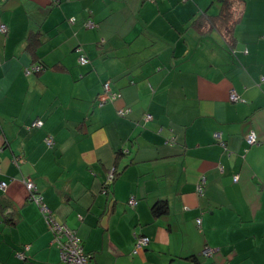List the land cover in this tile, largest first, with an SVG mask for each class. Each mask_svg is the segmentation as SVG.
Returning <instances> with one entry per match:
<instances>
[{
    "label": "crops",
    "instance_id": "1",
    "mask_svg": "<svg viewBox=\"0 0 264 264\" xmlns=\"http://www.w3.org/2000/svg\"><path fill=\"white\" fill-rule=\"evenodd\" d=\"M230 2L227 38L220 0H0V264H65L55 223L86 264H264V0Z\"/></svg>",
    "mask_w": 264,
    "mask_h": 264
},
{
    "label": "built area",
    "instance_id": "2",
    "mask_svg": "<svg viewBox=\"0 0 264 264\" xmlns=\"http://www.w3.org/2000/svg\"><path fill=\"white\" fill-rule=\"evenodd\" d=\"M152 1V0H151ZM72 20V19H71ZM88 26H92L93 23L91 21L87 22ZM6 31V25L3 22H0V32H5ZM79 62L84 64L85 62H87L86 57L81 54L79 56ZM37 70L39 69L38 66H33L32 68H28L26 69V72H30L32 70ZM104 88H105V92L100 96V101L104 102L107 100H111L115 98V92L111 93L108 91L109 90V84L106 82L104 84ZM229 99L230 100H237L238 99V95L234 92V91H230L229 93ZM126 110L125 109H118V113L123 114L125 113ZM151 118V115L149 113L144 115V119L148 120ZM42 125V120L39 118H36L34 120L31 121L30 125L28 128H33V127H40ZM213 136L216 138V141L219 143V145L224 146V140L222 138L221 132L219 131H214L213 132ZM246 142L248 145H252L254 143L257 142L256 139V135L254 132H249L246 136ZM47 143H50V140H47ZM109 176H112V174H109ZM237 179V175H233V180ZM23 183L25 186V189L27 191V198L30 200L35 201V203H37V205H40V210L41 212L47 217L46 213H49V209L48 207L42 202V198L41 195L37 192V190H34V184L32 182L31 179H23ZM202 183H203V178L201 179V181L198 183L197 186V190L201 191L202 190ZM6 185V182L4 180L0 181V188H4ZM128 202L130 204H134L136 202L135 197H130ZM50 219H52L51 216H49ZM53 220V219H52ZM200 222V218L196 219V223L198 224ZM56 226L52 227L51 229L57 232H64L66 235V239L64 240V242H61L59 247L61 250V254L64 258V262L65 264H86L87 263V255L88 254H84L81 251V248L79 246V243L77 241V238L75 237V235L70 232L66 227H62L61 225H58L57 223H55ZM64 230V231H63ZM134 252L138 251L139 249H141L149 240V238L145 235H141V234H134ZM27 246V245H26ZM25 246V248H26ZM213 252V248L210 246H204L201 249V254L203 255H210ZM18 256H22V252H17ZM221 264H228V262H222Z\"/></svg>",
    "mask_w": 264,
    "mask_h": 264
},
{
    "label": "trees",
    "instance_id": "3",
    "mask_svg": "<svg viewBox=\"0 0 264 264\" xmlns=\"http://www.w3.org/2000/svg\"><path fill=\"white\" fill-rule=\"evenodd\" d=\"M2 1H4V0H2ZM231 9H232V4H231V2H230V0H220V11H219V14L218 15H212V18L209 20V28H211V27H219V29L221 30V32H222V34L225 36V37H227V38H230V31H229V28H228V25L230 24V22L233 20V18H232V20H229V17H230V14H231ZM217 16H219V18H217L216 20L214 19L215 17H217ZM5 25H6V23H5ZM5 32H7V25H6V31ZM5 32H1V33H5ZM81 54H83L85 57H86V59H87V62L89 61V58H88V56L86 55V54H84V53H81ZM80 54V55H81ZM87 62H85V63H87ZM109 83V81L108 80H105V81H103L102 82V88H101V91H99L98 93H97V95H96V97H97V99H98V101H100V96L105 92V88H104V84L105 83ZM107 101H111V100H107ZM122 108V107H121ZM122 109H124V108H122ZM126 110V112L128 111V108H126L125 109ZM126 112L125 113H123V114H120V115H125L126 114ZM147 114V113H146ZM150 114V113H149ZM151 115V114H150ZM151 118H152V116H151ZM150 118V119H151ZM150 119H148V120H150ZM31 123V122H30ZM30 123L29 124H27L26 125V128L27 129H30V128H28L29 127V125H30ZM223 138V137H222ZM2 146L3 145H0V150H1V148H2ZM247 146H249L248 144H247ZM221 147H224V146H221ZM124 151V150H123ZM121 152V150H119V152L118 153H120ZM2 170H1V164H0V172H1ZM1 180H3V179H0V181ZM6 182V181H5ZM38 192V191H37ZM39 193V192H38ZM40 194V193H39ZM30 200V199H29ZM43 202V201H42ZM44 203V202H43ZM37 204V203H36ZM45 204V203H44ZM38 207H39V209H40V205H38ZM165 209H166V203L163 201V200H161V201H159V202H156L153 206H152V210H153V213L154 214H157V213H161V212H164L165 211ZM41 211V210H40ZM57 244V243H56ZM57 246H58V244H57ZM25 258H26V256H25ZM88 258H89V254L87 255V260H88ZM23 260V259H22Z\"/></svg>",
    "mask_w": 264,
    "mask_h": 264
},
{
    "label": "rangeland",
    "instance_id": "4",
    "mask_svg": "<svg viewBox=\"0 0 264 264\" xmlns=\"http://www.w3.org/2000/svg\"><path fill=\"white\" fill-rule=\"evenodd\" d=\"M25 246H26V244H23V245L20 246L19 249H17V250L14 251V255H15V256L17 257V259L20 260V261H23V260H27V259H28V258L25 259V256L27 255V254H25V251H26L27 248H28L27 246H26V248H25ZM18 251H19V252H22V256H18V255H17V252H18ZM22 259H23V260H22Z\"/></svg>",
    "mask_w": 264,
    "mask_h": 264
},
{
    "label": "clouds",
    "instance_id": "5",
    "mask_svg": "<svg viewBox=\"0 0 264 264\" xmlns=\"http://www.w3.org/2000/svg\"><path fill=\"white\" fill-rule=\"evenodd\" d=\"M152 1H153V0H152ZM108 84H109V83H108ZM109 90H110V85H109ZM110 92H111V93H114V92H112L111 90H110ZM235 93H236V92H235ZM115 94H116V93H115ZM236 94H237V93H236ZM116 96H117V94L115 95V97H116ZM112 100H113V99H111V101H112ZM232 101H233V100H232ZM105 102H106V101H105ZM112 170H114V169H112ZM197 191H198V190H197ZM201 191H202V190H201ZM201 191H198V192H201ZM40 195H41V194H40ZM130 197H135V196L131 195ZM130 197H129V198H130ZM128 200H129V199H128ZM135 200H136V198H135ZM128 203H129V202H128ZM135 203H136V202H135ZM135 203H134V204H135ZM129 204H130V203H129ZM130 205H133V204H130ZM195 221H196V220H195ZM135 233H136V232H135ZM135 233H134V234H135ZM136 234H141V235H145V236H147L146 234H143V233H136ZM147 237L149 238V236H147ZM133 239H134V241H135L134 235H133ZM148 242H149V240H148ZM148 242H147V243H148ZM147 243H146V244H147ZM146 244H145V245H146ZM145 245H144V246H145ZM144 246H143V247H144ZM143 247H142L141 249H139L138 251H141V250L143 249ZM133 249H134V242H133L132 252H134ZM135 252H137V251H135ZM200 253H201V251H200ZM225 262H226V261H225ZM221 263H222V262H221ZM221 263H220V264H221ZM228 264H230V263L228 262Z\"/></svg>",
    "mask_w": 264,
    "mask_h": 264
},
{
    "label": "water",
    "instance_id": "6",
    "mask_svg": "<svg viewBox=\"0 0 264 264\" xmlns=\"http://www.w3.org/2000/svg\"><path fill=\"white\" fill-rule=\"evenodd\" d=\"M111 169H114L113 167Z\"/></svg>",
    "mask_w": 264,
    "mask_h": 264
}]
</instances>
